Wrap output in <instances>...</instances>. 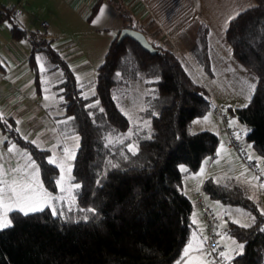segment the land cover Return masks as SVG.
Returning a JSON list of instances; mask_svg holds the SVG:
<instances>
[{"label": "trees", "instance_id": "16d2710c", "mask_svg": "<svg viewBox=\"0 0 264 264\" xmlns=\"http://www.w3.org/2000/svg\"><path fill=\"white\" fill-rule=\"evenodd\" d=\"M254 1L255 6L227 23L224 39L233 58L253 73L256 82L246 105L225 107L223 112L248 127L243 141L264 159V0ZM4 16L1 11V19ZM120 17L126 25L128 16L120 13ZM9 34L17 40L26 33L11 21ZM117 34L95 69L94 92L87 98L50 40L31 45L28 61L34 72L38 53L45 72L60 73L53 86L63 109L58 128L61 134L78 137L70 177L79 185L76 214L82 216L62 219L47 207L28 215L10 212L11 225L0 229V264H176L181 258L194 224L179 166L194 173L213 154L217 135L190 131L192 119L207 114L212 102L171 49L150 43L155 49L150 54L128 37L116 42ZM129 73L151 79L144 98L148 134L137 132L132 137L135 154L129 151L128 138L108 140L129 127L112 96L123 87L118 77ZM0 131L29 154L43 187L55 193L58 170L48 163V151L22 138L11 117H0ZM200 187L208 199L250 215L247 225L229 220L222 227L243 245L228 261L264 264V215L256 203L234 182L221 184L208 176Z\"/></svg>", "mask_w": 264, "mask_h": 264}, {"label": "crops", "instance_id": "0c3cea01", "mask_svg": "<svg viewBox=\"0 0 264 264\" xmlns=\"http://www.w3.org/2000/svg\"><path fill=\"white\" fill-rule=\"evenodd\" d=\"M64 1L73 4L74 10L80 7V11H83L82 17L87 22L96 21L97 18L103 16L108 25L105 22L98 23L95 30H107L109 26H111L110 28H133L142 32L149 43L171 49L190 75L206 89L213 105L218 104L221 107L236 95L233 94L235 92L234 84H230L225 79L226 75L223 72L228 68H235L237 71H240L241 68L231 55V49L224 39V31L229 17H235L236 13L255 6L254 0H119L120 8L118 9L105 0ZM95 3L98 4L96 12L88 18ZM102 7L104 12L101 15ZM3 12L5 16L0 20V26L2 24L6 26L8 37L3 32L5 29L0 28V117H11L17 125V121H22L23 118L29 116L33 117L36 112L43 111L44 116L45 113H48V116H52L58 121L56 127L59 131L58 124L63 119V109L59 105L60 97L56 94L53 86L60 80V73L58 71H41V66L44 68V59L38 53H34L37 70L35 72L32 70L31 63L28 61L31 55V44L25 38L17 40L11 38L9 34L11 21L15 22L25 33L31 32L45 40H50L51 47L67 62L79 88L84 80L88 82L85 78L86 67L73 69L75 61H67L73 51L60 52L56 48L58 42H52L54 34L42 30L46 27L43 28L39 25L42 28L40 29L39 26H31L25 18L14 15L13 10ZM119 12L128 16L126 25H123ZM19 40H24L25 44H19ZM220 69H223V78L220 77L218 82L215 81V70ZM245 75L247 76L246 73ZM24 90L27 91L24 92ZM26 92L29 95L28 100L24 97ZM37 99L40 104L32 102ZM226 107L234 106L227 105ZM210 115L211 117L205 114L191 121L193 125L197 126V129L191 130L192 132L208 130L218 137L213 154L204 160L205 170H210L213 165V177H209L215 181L220 183L228 180V182H236L243 189L246 188L244 191L252 190L254 185L250 179L236 177L231 173L226 175L217 166L216 163L231 148L226 143V134L221 128V124L211 112ZM247 130L248 127L245 126V131ZM74 135L61 134L64 138L71 136L73 142ZM6 142V137L3 136L2 143L6 144ZM2 158L3 154L0 151V160ZM260 161L264 162V159L261 158ZM193 188V186L186 185L184 190L193 195L195 191ZM193 224L194 232L191 233L187 241L189 243L187 246L188 255H184L185 249L183 248L182 256L176 264H214L211 260L206 259L201 252L202 223L198 212L195 213ZM222 229H220L219 235L221 231L223 232ZM230 246L232 247V244ZM218 251L219 254L221 252L227 254V260L233 255L230 251L226 252L221 245H219ZM221 258L226 259L224 256Z\"/></svg>", "mask_w": 264, "mask_h": 264}, {"label": "rangeland", "instance_id": "374dc122", "mask_svg": "<svg viewBox=\"0 0 264 264\" xmlns=\"http://www.w3.org/2000/svg\"><path fill=\"white\" fill-rule=\"evenodd\" d=\"M80 9L81 8L78 7L74 10L73 4H69L64 0H0L1 11L6 12L13 10L14 15H19L20 17L25 18L30 22L31 26H39L40 22L45 21L47 23L46 28L42 29L40 26L39 28L54 34L52 42H58L56 48L60 52L73 51L71 54L72 56L67 59V61H75L73 69H75V67H86L85 78L89 83L85 80L83 81V84L81 85L82 87L80 86V94L83 97H89L93 94L92 83H94L95 69L100 64L110 40L123 27L110 28L111 26H109L107 30H95L98 23L105 22L106 25H108V22L103 19V16L97 18L96 21L87 22L85 18L82 17L83 11L81 12ZM5 27L4 24L0 26L1 29H5L3 32L6 37H8V30ZM18 43L25 44V41L19 40ZM238 66L241 68L240 71H237L235 68H228L223 72L224 75H226L224 76L225 79H227L230 84H234L235 92L233 94H236L232 99L227 101V104L225 103L221 105L222 111L224 112L227 105H232L234 107L246 105L251 97L256 82L253 73L239 63ZM222 71L223 69L215 70V81L220 80V77L223 78ZM118 78H120V83L123 87L114 92L112 96L119 110L129 120V127L120 135L118 134L114 137L108 136V140L128 138L130 140L128 148L129 146H134L135 149L132 137L137 132H139L141 136L148 134V116L144 113V98L150 93L151 88L147 85V82L151 79L143 78L139 74L132 73H129L128 76L123 75ZM27 90H24V92ZM24 97L28 100V92L25 93ZM32 102L34 104H40L38 99ZM52 113L54 114V112ZM206 115L211 117L209 111ZM232 121H235V123H231ZM57 122L58 121L54 117L48 116V113H45L44 116L43 111H38L33 117L29 116L23 118L22 121H17L15 128L22 138L33 142L41 149H46L48 151L47 160L54 156L58 162L63 161L66 174L62 173L61 169L54 164L58 170L55 178V193L49 192L43 187L39 176L37 177V180L44 193L56 198L44 207L49 208L52 213L55 210V215L62 219L75 220L81 218L82 215L76 214L75 190L77 184L71 181V171L68 172V169L70 168L71 170L72 158L65 159L64 149L67 148L75 153L77 147V135H74V142L71 140V136L69 138L62 137L60 131L57 130ZM226 123L233 130L235 138L240 140L243 144L247 158L259 163L261 157L254 152L249 143L243 141V136L246 133V125L238 122L230 115H227ZM191 124L190 131L197 129V126ZM2 139L3 134L0 131V151L3 154V158L0 160V168L3 170V175H0V180L10 183L14 178L19 180L21 177H24L26 172L31 171L29 167L30 157L24 149L8 140L6 144H4L2 143ZM13 147L15 150L9 152L8 149ZM31 161L34 162L33 160ZM216 164L226 175H229L227 173H231L236 177H247L250 179L254 185L253 189L245 190L244 193L256 203L259 211L264 215L263 187H261L256 175L245 165L239 155L235 153L233 149H228ZM212 166L213 165H211L210 170H205V161H203L201 167L194 173H185L184 171H181V169H185V167L183 165L179 166L180 171L183 173L181 181L182 190L189 198H192V194L190 195L186 192L184 187L186 185L190 187L193 186V189L197 191L205 177H213ZM13 169H16L17 171L14 172ZM62 175H64V192H61V185L57 183ZM227 182L228 180L220 183L223 184ZM208 204L220 220V229L225 226L226 222L229 220L233 222L235 221V223L239 225H247L250 221L249 213L240 207L223 205L210 199H208ZM196 212L197 210L193 208L192 220L194 219ZM60 213H63V215H60ZM193 232L194 229H192L191 233ZM233 241L235 240L221 231L218 238L219 245L223 246L226 252L230 251L235 254L240 250V243L237 241L233 243ZM229 244H232V247ZM188 245L189 243L185 244L184 249L188 248Z\"/></svg>", "mask_w": 264, "mask_h": 264}, {"label": "snow or ice", "instance_id": "6c2138e0", "mask_svg": "<svg viewBox=\"0 0 264 264\" xmlns=\"http://www.w3.org/2000/svg\"><path fill=\"white\" fill-rule=\"evenodd\" d=\"M103 12L104 9L102 7L100 14L102 15ZM236 15H239V13H236ZM234 18L235 17H229L226 23H230L231 19ZM41 71H44L43 66H41ZM85 98L87 97L85 96ZM94 106L95 105H90V107ZM231 123H235V121H232ZM76 139L78 140V137ZM14 150V147L8 149L9 152H13ZM129 151H132L133 154H135L134 146H129ZM64 152L65 159H71L75 155L73 151H70L67 148L64 149ZM48 163L55 164L61 169L62 173L66 174L65 165L63 161L58 162L53 156L48 159ZM29 167L31 171L26 172L24 177H21L19 180L14 178L10 183L0 180V229L7 228L11 225V221L9 219L10 212L19 211L24 215H28L31 212L42 211L44 206L48 205L52 200L56 199L55 197L49 196L47 193H44L42 191L41 186L39 185L37 180V177L39 175V169L36 167L35 163L32 162L30 159ZM13 171L15 172L17 170L13 169ZM70 171L71 170L69 168L68 172ZM181 171H186V169H181ZM0 175H3L2 168H0ZM63 181L64 175H62L61 179L57 181V183L61 185V192L65 191L63 187ZM76 187H79V185H76ZM261 187H264V185H261ZM88 211H92V209H88ZM53 214H56L55 210L53 211ZM60 215H63V213H60ZM233 243H235V241H233ZM239 247L242 248L243 245H240ZM188 251L189 249L186 248L184 252L185 256L188 255ZM210 254L211 253H209V255ZM220 255L224 256L226 259L228 258L223 252H221Z\"/></svg>", "mask_w": 264, "mask_h": 264}, {"label": "built area", "instance_id": "2783aa9c", "mask_svg": "<svg viewBox=\"0 0 264 264\" xmlns=\"http://www.w3.org/2000/svg\"><path fill=\"white\" fill-rule=\"evenodd\" d=\"M1 20V10H0ZM40 26L45 28L47 23L40 22ZM25 39L33 46H39L43 38L34 33L28 32L25 34ZM209 111L215 116L216 120L221 124V128L226 134V143L233 149L235 153L241 157L245 165L256 175L257 180L261 185H264V162L259 163L247 158V154L240 140H237L232 133L231 128L227 125V116L218 105H211ZM3 134V133H2ZM3 136H5L3 134ZM264 193V187L262 189ZM192 206L198 212V217L202 223V249L204 257L211 260L214 264H231L228 260H223L219 254V244L217 242L220 231V220L210 208L208 198L202 191L201 187L192 195ZM209 253H211L209 255Z\"/></svg>", "mask_w": 264, "mask_h": 264}, {"label": "water", "instance_id": "95a60500", "mask_svg": "<svg viewBox=\"0 0 264 264\" xmlns=\"http://www.w3.org/2000/svg\"><path fill=\"white\" fill-rule=\"evenodd\" d=\"M110 2L111 4L115 5V7L118 9L120 8L119 0H105ZM128 37L138 43V45L144 50L149 52L150 54H153L155 49L153 46L147 41L145 36L142 34V32L135 30L133 28L129 27H123L118 31L116 42H119L122 38Z\"/></svg>", "mask_w": 264, "mask_h": 264}]
</instances>
